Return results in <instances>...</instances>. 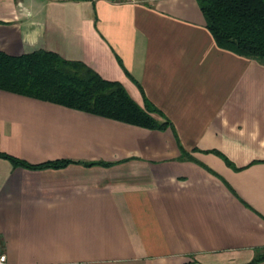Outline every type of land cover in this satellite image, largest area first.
Wrapping results in <instances>:
<instances>
[{
	"label": "crops",
	"instance_id": "obj_1",
	"mask_svg": "<svg viewBox=\"0 0 264 264\" xmlns=\"http://www.w3.org/2000/svg\"><path fill=\"white\" fill-rule=\"evenodd\" d=\"M37 50L169 126L0 89V153L70 161L0 157L6 264H264V59L220 48L197 0H0V52Z\"/></svg>",
	"mask_w": 264,
	"mask_h": 264
},
{
	"label": "trees",
	"instance_id": "obj_2",
	"mask_svg": "<svg viewBox=\"0 0 264 264\" xmlns=\"http://www.w3.org/2000/svg\"><path fill=\"white\" fill-rule=\"evenodd\" d=\"M197 2L220 48L249 59H264V0ZM0 89L151 130L169 126L146 98L141 106L121 83L102 78L83 62L46 50L21 56L0 52ZM0 157L31 168H62L70 163L64 160L33 166L7 154L0 153Z\"/></svg>",
	"mask_w": 264,
	"mask_h": 264
},
{
	"label": "built area",
	"instance_id": "obj_3",
	"mask_svg": "<svg viewBox=\"0 0 264 264\" xmlns=\"http://www.w3.org/2000/svg\"><path fill=\"white\" fill-rule=\"evenodd\" d=\"M6 262H7L6 254L0 252V264H6Z\"/></svg>",
	"mask_w": 264,
	"mask_h": 264
}]
</instances>
